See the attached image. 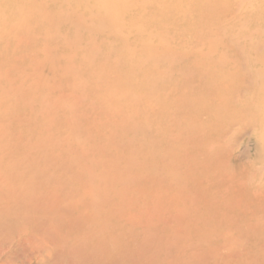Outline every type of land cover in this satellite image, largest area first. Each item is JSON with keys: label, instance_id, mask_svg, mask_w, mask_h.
I'll return each instance as SVG.
<instances>
[{"label": "rangeland", "instance_id": "obj_1", "mask_svg": "<svg viewBox=\"0 0 264 264\" xmlns=\"http://www.w3.org/2000/svg\"><path fill=\"white\" fill-rule=\"evenodd\" d=\"M223 1L218 11V26L225 28L236 23L234 27L241 28L242 23L248 25L250 27L248 30L241 31V34H245L241 39L247 37L252 49L237 51L236 61L231 50H220L224 56L223 63L209 67L220 76H193L191 79L199 83L218 82L206 97L217 96L223 101L230 98L236 107L247 109L246 112L240 113L241 115L237 111L220 115L218 121L212 122L214 124L208 129L207 137L218 136L217 153L220 160H227L233 167L247 173L250 184L264 187V64L261 62L264 60V0ZM255 5L258 13L246 12L249 7ZM100 28L105 32L110 31L108 25ZM208 31L204 30L203 36ZM15 34L22 40L26 36L25 33L21 34L20 30L15 31ZM125 35L127 36V33ZM103 39L100 36L95 38L101 54L107 53V48L100 46H104L102 42L109 44L114 42ZM187 39L186 45L181 44L180 40L172 41L192 57L199 53H207L208 48L196 46L194 34ZM156 40L158 39L153 38L152 44L155 45ZM112 48L122 51L116 43L112 44ZM125 53L124 50L120 52V57L125 56ZM140 54L133 56L135 68L145 69L153 66L154 63ZM28 56L34 60L40 55L31 50L28 51ZM51 56L50 59L59 61L62 53L56 51ZM235 62L237 72L233 70ZM182 63L179 65L186 63L188 68L195 69L194 66L190 67L188 60ZM44 69L45 75L40 84L44 87L55 86L57 93L47 97L25 98L18 105L4 106L5 110L0 112V132L6 135L1 150L9 154L0 159V264H212L214 262H211L208 256L211 250L221 247L223 250H231L234 249V243L240 241L243 249L232 261V264H239L242 262V252L245 248L244 252H247L249 247L258 242V246L264 250V234L260 231V228L264 227V190L254 197L252 195L247 197V194L243 193L245 197L242 198L244 195L239 193L241 189L232 188L228 191L241 197L234 195L236 199H233L238 206H235L234 200L230 202L231 205L230 203L218 205L223 209L221 214L212 213L208 222H200L197 217H183L180 209L176 208V202L173 199H166V191H159L167 184L159 174L163 160L156 163V170L151 173L152 177L149 175L150 171L137 168L134 161L140 149L138 150L134 142L145 139L146 154H150L153 149L166 142L165 136L155 130L158 122L167 117L164 108L159 104L143 107L144 103L155 97L153 88L150 89L147 83L149 81L139 82L135 79L134 83L142 94L132 95L114 106L129 113L133 121L139 124V130L122 136L118 127L106 122L110 118L108 116H111L110 112L108 113L110 110H105L99 104H94L95 107L91 108L92 105H88L90 99L81 94L75 95L69 81L62 78L52 79V70L60 71L61 67L48 65L46 68L44 66ZM38 70L35 65L26 68L30 75L37 74ZM119 75L123 77L122 72ZM164 78L158 81V85L154 82L158 89L182 81L175 76ZM102 85L103 83L98 84L99 90L103 88ZM12 86L16 84L13 83ZM197 87L195 83L188 86L194 92ZM164 92L165 94L162 91V97L168 101L170 92ZM57 98L65 106L74 108L75 112L77 107H80L83 115L70 118L63 112H53L47 108L44 109V113H40V106V109L44 105L50 107ZM178 99L181 100V96H177ZM197 101L191 100V103L186 104L187 108L190 110L196 108ZM135 109H139L137 114L134 113ZM156 109L163 112L155 115L153 111ZM201 119L206 123L211 121L208 116ZM69 121L81 125L91 122L102 123L108 127L109 137L99 140L92 136L88 147L78 151L67 150L65 155L73 154L76 162L74 160L70 163L64 162L66 167H61L57 171L54 168L55 163L45 158L52 154L51 147L35 146L37 144H34V139L46 135L53 138L58 135L62 138L67 137ZM195 142L194 138L189 147L192 148ZM193 151H197L195 147ZM24 154L27 155V160L19 158V155ZM35 169L41 173L33 175L31 173L30 177L23 176V173H30ZM15 170L22 172V175H16ZM52 172L60 179L55 181L58 185L71 181L69 175L76 172L79 177L72 179L75 188L76 186L80 188L86 183H95V186L90 189L91 194L88 193V197L79 195L72 198L68 191L55 190L54 179L50 178ZM154 189L158 192L154 193ZM170 189L178 192L182 187L179 184H172ZM190 191L188 192L193 201L203 199L202 190ZM207 210L211 212L214 208L208 207L201 212H208ZM150 216L153 218H149ZM206 236L211 238L202 240V237ZM254 259L251 262L257 263V258L255 261Z\"/></svg>", "mask_w": 264, "mask_h": 264}, {"label": "bare ground", "instance_id": "obj_2", "mask_svg": "<svg viewBox=\"0 0 264 264\" xmlns=\"http://www.w3.org/2000/svg\"><path fill=\"white\" fill-rule=\"evenodd\" d=\"M222 3H224L223 0H0V112L5 110L4 106L18 105L25 98L47 97L57 93L55 86L44 87L40 84L45 75L44 66L46 68L48 65H55L61 67V70H52V79L59 80L62 78L69 81L68 83L72 84L75 95L81 94L86 99H90L88 105H92L91 108L95 107L94 104H99L105 110H110L108 113L110 112L111 116H108L110 118L106 122L118 127L123 136L139 130V124L133 121L129 113L120 111L114 106L132 95L142 94L134 83L135 79L139 82L149 81L147 83L150 85V89L153 88L155 97L144 103L143 107L159 104L164 108L163 111L167 117L158 122L155 130L165 136L166 142L153 149L151 153L149 152L150 154L144 153L147 147L145 139L134 142L138 150L140 149L134 162L140 170L145 168L148 172L150 171L149 175L152 177L151 173L156 170V163L163 160L164 163L159 174L162 175L167 184H164L163 189L159 191H166V199H173L176 202V208L180 209L183 217H197L200 222H208L212 213L213 215L222 213L223 209L218 205L224 206L223 204H229L236 199L234 195L237 193L228 190L240 188L241 192L239 193L247 194V197H249L248 195L258 196L264 190L263 186L258 187L250 184L247 173L233 167L227 160L219 159L217 135L214 138L207 137L208 129H211L213 124L220 119V115L228 114L230 111L232 113L237 111L240 114L246 112L247 109L236 107L230 98L223 101L217 96L206 97L210 89L216 87L218 82L203 83L201 81L199 83L197 81L198 84L191 79L193 76L216 75L219 77L220 74L209 67L218 66L220 62L223 63L224 56L220 50H231L236 61L237 51L240 52V49L251 51L250 49H252V44L249 43L247 37L241 39L242 36H245V34H241V31L248 30L250 28L248 25L242 23L241 28H235L234 24L236 23L225 28L218 26V11ZM246 12L258 13L257 6L249 7ZM103 25L110 26V31H102L100 26ZM206 29L209 31L203 36ZM17 30H20L21 34L25 33L26 36L23 40L18 38L16 34L14 35ZM191 34L196 37V46L201 45L204 49L208 48L207 53H199L192 57L190 53L172 41L180 40L181 44L185 43L186 45L187 38ZM97 36L102 37V39L114 40L113 43L119 45L120 49L126 52L125 56L120 57L122 51L114 50L112 48L113 43L109 44L105 41L102 42L104 46H100L104 49L107 48V53L101 54L95 41ZM153 38L158 39L155 45L152 44ZM21 43L24 45H20ZM31 50L40 56L34 60L31 59L28 56V51ZM56 51L62 53L59 61L50 59V56ZM137 53H141V56L154 63L153 66L145 69L135 68L133 56H137ZM119 57L126 58L123 60ZM185 60H188L190 67L194 66L195 69L188 68L186 63L181 65ZM261 62L264 64V60ZM179 63L181 64L179 65ZM32 65L39 69L37 74L30 75L26 72V68ZM236 68L235 62L233 70L236 71ZM121 72L123 77L119 75ZM170 76L179 77L182 81L173 83V85L168 84L164 89H158L156 86L158 81ZM13 83L16 86H12ZM101 83H103V88L99 90L98 84ZM192 83L198 85L196 92L188 88ZM162 91L164 94V91L170 92H168V101L162 97ZM177 96H181V100H177ZM55 100L50 107L44 105L40 109V106V113H44V109L47 108L53 112H63L70 118L83 115L80 107H77L75 112L74 108L65 106L58 98ZM191 100H198L196 102L197 107L192 110L186 106L187 103H191ZM137 111L139 112V109H135L134 113L137 114ZM163 111L156 109L153 113L157 115ZM204 116H208L211 121L204 122L201 119ZM52 123L50 120V124ZM72 123L73 121L68 127L67 137L62 138L58 135L53 138L46 135L34 139V144H37L35 146L47 145L51 147L52 154H46L47 157L45 156V158L55 163L54 168L57 171L61 167H66L64 162L70 163L73 160L76 162L73 154L65 155L67 150L78 151L90 145L92 136L99 140H105L109 137L108 127L102 123L91 122L84 125ZM5 137V133L1 131L0 159L9 155L6 151L1 150ZM194 138L196 142L191 148L189 144L191 141L193 142ZM26 147H28L27 144ZM194 147L196 152L193 151ZM10 157L12 158V155ZM19 158L21 160L28 159L25 154L19 155ZM13 161L11 160V162ZM14 172L16 175H22V172L18 170ZM31 173L32 175L40 174L41 171L35 169L30 173H23V176L30 177ZM71 173L69 175L71 181L59 183V185L58 182H55L60 180L58 175H55L54 172L51 173L50 178L52 177L54 185L56 184L55 190L57 192L68 191L72 194V198L79 195L81 197L87 195L88 197V193L91 194L90 189L95 186V183H86L80 188L77 186L75 188L72 179H77L79 174ZM168 184L170 186L179 184L182 189L175 192L170 189V186H167ZM189 189L202 190L203 199L198 201L194 198L193 201L189 195ZM153 191L154 193L158 192L155 189ZM92 194H94L93 190ZM245 195L241 197L243 198ZM237 196L240 197V195ZM255 199L253 198V200ZM160 203L162 204V202ZM247 203L250 204L248 201ZM235 206L238 204L236 203ZM158 207L160 208V206ZM208 207L214 208V211L201 212ZM152 216L155 217V215ZM180 216L182 215L180 214ZM149 218L153 217L150 216ZM260 231L264 234V227L260 228ZM209 238L211 236L202 237V240L205 241ZM236 243H234V249L231 250H223L222 247L211 250L208 253L209 260L214 262L212 264H232V261L239 256L243 249V244L240 241ZM190 246L188 248H191ZM244 251L242 252V262L239 264L246 262V264H264V250L258 246V242L254 243L251 248L249 247L247 252ZM253 257L257 258V263L251 262Z\"/></svg>", "mask_w": 264, "mask_h": 264}]
</instances>
